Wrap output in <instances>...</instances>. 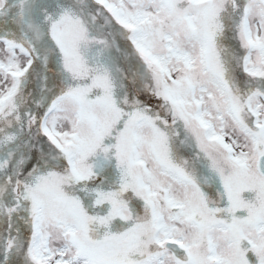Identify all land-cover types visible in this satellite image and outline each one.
<instances>
[{"label": "snow or ice", "instance_id": "1", "mask_svg": "<svg viewBox=\"0 0 264 264\" xmlns=\"http://www.w3.org/2000/svg\"><path fill=\"white\" fill-rule=\"evenodd\" d=\"M0 264H264V0H0Z\"/></svg>", "mask_w": 264, "mask_h": 264}]
</instances>
